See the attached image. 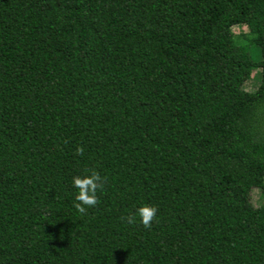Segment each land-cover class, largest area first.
<instances>
[{"label": "trees", "instance_id": "obj_1", "mask_svg": "<svg viewBox=\"0 0 264 264\" xmlns=\"http://www.w3.org/2000/svg\"><path fill=\"white\" fill-rule=\"evenodd\" d=\"M254 187L264 0H0V264H264Z\"/></svg>", "mask_w": 264, "mask_h": 264}, {"label": "clouds", "instance_id": "obj_2", "mask_svg": "<svg viewBox=\"0 0 264 264\" xmlns=\"http://www.w3.org/2000/svg\"><path fill=\"white\" fill-rule=\"evenodd\" d=\"M84 148L82 146L76 149L77 155H83ZM72 185L77 189L75 195L74 207L81 215L85 214L88 208L95 207L99 203L97 196L98 191L104 188V178L95 169H86L84 175L73 177ZM158 209L153 205H141L134 215L121 217L128 224L136 223L137 217L139 222L145 229H150L152 223L157 219Z\"/></svg>", "mask_w": 264, "mask_h": 264}, {"label": "rangeland", "instance_id": "obj_3", "mask_svg": "<svg viewBox=\"0 0 264 264\" xmlns=\"http://www.w3.org/2000/svg\"><path fill=\"white\" fill-rule=\"evenodd\" d=\"M230 29L232 31V34H234V36H237L239 43H246L244 38L238 36L239 33L247 31L245 25H233ZM237 38H234V40H236ZM257 54V51L253 52V58L256 59L258 57ZM258 76V69L251 70L249 72V76L244 79L241 87L246 91H254L258 85ZM249 201L254 207L261 205L262 203H264V194L261 193L260 189L257 187L251 188L249 192Z\"/></svg>", "mask_w": 264, "mask_h": 264}]
</instances>
